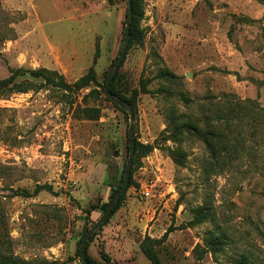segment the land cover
I'll return each instance as SVG.
<instances>
[{
    "label": "rangeland",
    "instance_id": "obj_1",
    "mask_svg": "<svg viewBox=\"0 0 264 264\" xmlns=\"http://www.w3.org/2000/svg\"><path fill=\"white\" fill-rule=\"evenodd\" d=\"M142 9L143 43L130 47L114 82L127 99L138 92L135 139L152 151L89 256L151 264L141 242L171 229L162 264H235L242 256L264 264V0H143ZM126 14L124 0H0V80L11 70L47 69L73 84L99 50L94 69L104 85ZM89 92L77 103L99 109L96 122L74 118L53 90L0 100V246L21 263L81 264V238L120 186L130 118L105 95L83 101ZM45 185L53 193L25 197ZM143 185L154 198L141 196ZM202 206L212 219L196 224ZM210 233L230 238L216 258L195 251Z\"/></svg>",
    "mask_w": 264,
    "mask_h": 264
},
{
    "label": "trees",
    "instance_id": "obj_2",
    "mask_svg": "<svg viewBox=\"0 0 264 264\" xmlns=\"http://www.w3.org/2000/svg\"><path fill=\"white\" fill-rule=\"evenodd\" d=\"M142 3H143V0H132L133 21L131 25L130 47L136 44L142 45L143 43V36L139 29L140 22L143 19ZM126 19H127V14H126ZM123 42H124V31H123ZM98 56H99V50H97V54L95 56L93 66L89 69L88 73L73 84L68 83L65 77L57 71H49L47 69L11 70L10 72L11 76L9 78L5 80H0V100L9 98L13 95L28 94L30 92H40L43 90H53V91H56L62 94V97H61L62 103L68 104L71 110H75L74 118L83 119V120L92 121V122L99 121L101 118V111L99 109L89 108V107H85L81 109V107L77 103L79 100V95L84 91L90 90V92L84 96L83 101H86L88 99L99 100L102 95H105L104 93L105 83L104 85H101L99 83L98 76L94 69V66L96 65L97 60H98ZM161 76L164 78H171V79L176 78L167 71L162 72ZM114 81H115V78L113 79L110 85V92L116 97H118L120 100L129 104L134 109V112H135L138 92L135 91L133 97L131 99H127L123 97L117 91ZM108 101L110 100L108 99ZM176 129H179V130L189 129V125H185V126L178 125ZM194 130L196 131L197 129L195 128ZM206 145L210 148V150H214V146L211 145L209 141H206ZM151 151L152 149L150 147H146L140 144L139 142H136L134 170L130 177L128 189H131L132 187L136 186V183L134 181V174L136 170L140 168L141 160L147 157L151 153ZM128 153H129V143H128ZM124 173L125 171L123 172V176L121 177L120 186L116 190H112V197L109 203L103 205L100 208L102 215L106 212L115 194L121 189L123 185ZM42 191L53 193V188L48 185L36 186L33 195H30L27 193H24V194L26 198H33L35 196H38ZM125 198H126V193L122 195L120 202L114 208V210L112 211L108 219L105 221V223L100 227V229H103L107 224H109V221L115 216V214L121 208L123 202L125 201ZM210 212L211 210L207 208L206 206H202L196 209L195 210L196 224H203V223L210 221L212 219V215ZM89 216H90V211H87L86 220H89ZM171 232L172 231L170 229L160 240H155V239H152L146 236L144 240L141 242L140 250L142 254L145 256V258L151 264H162L160 261V257H159V247L166 242ZM86 234L82 236L80 244L82 243V240ZM227 240L230 241V238L227 237L224 233L220 235H215L214 233H210V235L208 236V242L205 245V249H201V247L198 246L195 249V251L199 252L203 250L202 251L203 255L210 253L213 256V258H216L219 254L223 253ZM88 249H89V243L87 246V252H88ZM77 255H78L79 260L81 261L80 249L77 252ZM102 256L106 264H111V260L108 257H106L105 254H102ZM88 261L90 264H95V262L90 258L89 253H88ZM0 264H25V263H21L17 259L13 258L10 254L8 255L7 252L5 251L4 246H0ZM81 264H82V261H81ZM235 264H254V263L250 260L248 256H242L237 262H235Z\"/></svg>",
    "mask_w": 264,
    "mask_h": 264
},
{
    "label": "water",
    "instance_id": "obj_3",
    "mask_svg": "<svg viewBox=\"0 0 264 264\" xmlns=\"http://www.w3.org/2000/svg\"><path fill=\"white\" fill-rule=\"evenodd\" d=\"M127 3V22L125 25L124 30V42L123 47L121 49L120 55L118 56L117 61L115 64L108 70L107 79L104 85V93L106 97L116 106H118L121 110H123L125 113L128 114L130 118V127L128 131V143H129V158L126 166V170L123 177V185L121 189L115 194L112 202L108 206L106 212L101 216V218L93 225V227L87 232V234L84 236L81 247H80V254H81V261L82 264H90L88 261V252H87V246L90 241V239L94 236V234L100 229V227L105 223V221L108 219L114 208L118 205L120 202V199L123 194L126 193L130 177L132 174V169L134 165V159L136 154V139H135V112L134 109L127 104L126 102L120 100L118 97L113 95L110 92V85L117 75L119 69L124 64V61L126 59L127 53L129 51L130 43H131V25L133 21V6H132V0H124Z\"/></svg>",
    "mask_w": 264,
    "mask_h": 264
},
{
    "label": "built area",
    "instance_id": "obj_4",
    "mask_svg": "<svg viewBox=\"0 0 264 264\" xmlns=\"http://www.w3.org/2000/svg\"><path fill=\"white\" fill-rule=\"evenodd\" d=\"M153 191H154V187L149 185H143L140 188V194L145 200L154 198Z\"/></svg>",
    "mask_w": 264,
    "mask_h": 264
}]
</instances>
